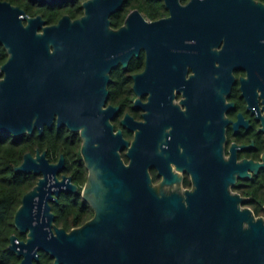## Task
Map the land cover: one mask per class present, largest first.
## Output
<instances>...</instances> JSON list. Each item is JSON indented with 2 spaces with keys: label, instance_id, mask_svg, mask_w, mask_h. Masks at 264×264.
<instances>
[{
  "label": "water",
  "instance_id": "1",
  "mask_svg": "<svg viewBox=\"0 0 264 264\" xmlns=\"http://www.w3.org/2000/svg\"><path fill=\"white\" fill-rule=\"evenodd\" d=\"M125 1L85 0L81 17L65 15L51 26H44L40 15L28 17L0 1V42L10 53L0 80V131L43 134L56 122L80 132L89 170L82 195L95 211L70 231L56 225L51 202L79 186L71 176L59 177L64 155L54 163L47 151L29 152L16 170L40 178L15 214L16 227L27 238L13 234L9 248L22 257L19 264H34L41 250L54 264H264V216L230 190L235 173L244 178L249 169L264 170V156L259 162L225 159L224 135L205 132L200 119L179 117L173 102L191 59L183 50L214 45L225 32L264 66V3L164 0L169 17L148 21L134 9L114 29L110 17ZM142 50L146 67L133 75V89L143 120L128 113L121 121L134 133L130 141L112 123L120 106L105 105L112 70L119 64L126 69ZM172 162L192 170L193 190L166 193L154 184L152 167L164 173L163 183L176 178Z\"/></svg>",
  "mask_w": 264,
  "mask_h": 264
},
{
  "label": "flooded vegetation",
  "instance_id": "2",
  "mask_svg": "<svg viewBox=\"0 0 264 264\" xmlns=\"http://www.w3.org/2000/svg\"><path fill=\"white\" fill-rule=\"evenodd\" d=\"M0 1L10 2L13 6L20 7L25 11L28 17L42 16L46 21L44 26L57 24L65 15L70 16V14L67 13L61 14L56 21L49 23L47 18H45L40 12L33 15L26 8L14 4L9 0ZM162 1L167 9V13L157 19H151L142 13L148 21H155L170 16V11L166 6L165 1ZM180 1L182 4H187L190 0H187L186 2H184V0ZM256 1L260 2V0ZM37 3H39V5H44V3ZM21 17L24 18V15H21ZM125 21L120 27L125 24ZM23 22L25 25L27 24L26 20ZM120 27L114 29H119ZM40 31H42V29H40ZM191 43H193V41H187V45H190ZM183 53L185 55H190L191 59L185 62L186 79L177 83L183 85L175 87L174 90L175 98L173 102L180 113L179 117L200 119L202 122V128L205 132L215 133L217 135L223 134L225 139L222 146L225 159H229L234 155L237 163L245 160L253 162L261 161L264 156V66L258 67L253 61L251 51L249 49H244L237 41L235 35L226 32L221 35L219 41L214 45H206L203 48H185ZM141 56L143 57L141 68L136 73L142 72L146 67L147 54L145 50H142L139 56L134 57ZM9 58L10 53L8 52V49L0 42V80L5 77L2 66L9 60ZM128 67L125 69L122 64H119L113 70L123 69L124 71H127ZM136 73L131 75L132 80L133 75ZM191 78L198 79L194 80ZM110 94L105 107L110 105L120 106L118 113L112 119V123L114 124V120L116 119H120L121 123L125 115L131 113L123 111L120 104L109 102ZM136 98L137 95L134 92L132 106L134 113L138 116L136 117L134 114L131 115L136 120H143L144 110L134 106ZM141 100L146 102L148 96H141ZM54 127L57 129H68L66 126L58 128L56 122L52 128ZM123 128L127 129L123 125L122 128L118 129L123 130ZM68 130L71 131L70 129ZM173 130V125L166 128V131L169 133ZM72 132L80 134L78 131ZM132 134L134 136L133 132ZM169 138H171V135H169ZM132 139L129 140L132 141ZM163 147L167 149L170 146L169 144L164 143ZM180 148L183 149L181 145ZM123 152L126 153V149L122 151V153ZM171 169L176 175V178L170 183H163L165 179L164 173L160 174V169L158 167H152L150 172L154 184L166 193H183L186 190L194 189L195 185L192 170H189L186 167L180 169L173 162L171 163ZM262 170L263 169H260L259 172L256 173L255 170L249 169L248 173L250 176L244 178L239 176V173H235L236 181L230 186L231 192L240 194L245 198V201H247L250 198V196L246 194L247 186L255 177L260 175ZM63 171L64 169L59 172L60 178L65 175Z\"/></svg>",
  "mask_w": 264,
  "mask_h": 264
},
{
  "label": "trees",
  "instance_id": "3",
  "mask_svg": "<svg viewBox=\"0 0 264 264\" xmlns=\"http://www.w3.org/2000/svg\"><path fill=\"white\" fill-rule=\"evenodd\" d=\"M26 8L31 14L42 13L48 22H54L61 14H70L72 18H78L84 14L83 2L85 0H69L53 5H39L32 0H9ZM187 0H184L186 2ZM264 2V0H260ZM139 9L145 16L157 19L167 13L162 0H126L122 8L111 15L113 28L120 27L131 10ZM143 57H133L127 71L116 69L111 72L109 85V102L120 104L123 111L130 112L136 117L132 106L134 92L131 75L141 68ZM116 129L122 128L120 119L114 120ZM124 136L133 138L131 131L123 128ZM83 140L81 135L69 131L67 128H46L43 134L35 130L33 134L15 136L8 132L0 131V264H19V257L10 248V237L16 234L20 239H26L27 234H22L15 224V214L22 204L25 193L30 191L38 182L40 175L24 173L16 170L24 161L27 153L36 154L37 149L47 151V157L51 162H57L62 155L65 156L66 165L63 173L71 176L73 182L79 186L78 192H61L58 202H51L52 211L55 214V223L68 231L82 226L93 218L95 211L82 195L89 170L81 153ZM126 162L129 161L126 153H122ZM246 194L250 198L244 202L250 207L256 216H264V170L255 177L247 186ZM39 260L34 264H54L55 259L47 252H39Z\"/></svg>",
  "mask_w": 264,
  "mask_h": 264
},
{
  "label": "rangeland",
  "instance_id": "4",
  "mask_svg": "<svg viewBox=\"0 0 264 264\" xmlns=\"http://www.w3.org/2000/svg\"><path fill=\"white\" fill-rule=\"evenodd\" d=\"M243 206H245V205H243Z\"/></svg>",
  "mask_w": 264,
  "mask_h": 264
}]
</instances>
